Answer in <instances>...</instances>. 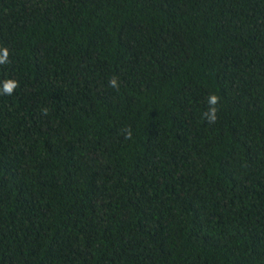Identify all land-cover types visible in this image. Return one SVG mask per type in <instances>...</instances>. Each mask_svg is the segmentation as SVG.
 <instances>
[{
    "label": "trees",
    "instance_id": "1",
    "mask_svg": "<svg viewBox=\"0 0 264 264\" xmlns=\"http://www.w3.org/2000/svg\"><path fill=\"white\" fill-rule=\"evenodd\" d=\"M4 48L0 264H264V0H0Z\"/></svg>",
    "mask_w": 264,
    "mask_h": 264
},
{
    "label": "clouds",
    "instance_id": "2",
    "mask_svg": "<svg viewBox=\"0 0 264 264\" xmlns=\"http://www.w3.org/2000/svg\"><path fill=\"white\" fill-rule=\"evenodd\" d=\"M8 60V50L7 48H4L2 50V54H0V64H5ZM109 86L110 87H118V82L117 79L114 77L112 80L109 81ZM18 87V82L15 80H6L3 84V93L7 95H12L14 90ZM208 104H209V109L208 112L205 114V118L210 122L214 123L216 120V112L217 108L215 107L219 103V97L216 96L215 94H211L208 97ZM131 137V131L128 130L126 132V138Z\"/></svg>",
    "mask_w": 264,
    "mask_h": 264
}]
</instances>
